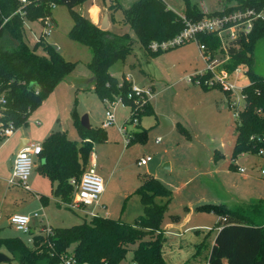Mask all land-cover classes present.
<instances>
[{"label":"trees","instance_id":"16d2710c","mask_svg":"<svg viewBox=\"0 0 264 264\" xmlns=\"http://www.w3.org/2000/svg\"><path fill=\"white\" fill-rule=\"evenodd\" d=\"M83 1L0 0V94L5 98V103L0 107L1 125L11 122L16 129L26 124L29 114L74 68V62L66 60L54 46L44 41V31L40 32L33 44H29L26 37L27 23L36 22L43 27L47 25L54 4H63L68 8L72 24L67 36L85 46L91 54L87 66L92 77V89L98 97L103 101L120 96L122 102L129 106L125 122L153 112L147 96H128L131 82L124 77L118 80L110 72L114 63L123 62L132 52L134 39L128 32L100 29L97 23L75 9ZM227 1L232 0L224 2ZM235 1L237 4L234 6L208 14H224L237 8H264V0ZM116 9L122 10L121 23L129 25L139 46L148 55L156 56L163 50L187 42L165 48H150L152 42L160 45L172 40L185 25L182 15L163 0H130L125 6L121 0H108L107 10L111 18ZM203 13L195 6H187L183 16L196 22ZM195 38L197 43L205 46V51L215 55L220 44L215 32L198 31ZM260 40H264V20L256 19L248 33L227 42L228 58L222 66L230 72L242 66L248 78L241 89L243 106L236 119L231 158L243 152L258 154L259 149L264 148V75L253 69L254 53ZM209 75L208 72L194 74L191 81L208 90L213 88L204 84ZM224 93L228 98V94ZM70 119L79 140L70 139L65 130L50 131L40 143L41 151L37 155L39 161L36 165L40 175L55 183L53 193L59 197L58 202L66 207L72 200L82 172L89 164L93 144L106 139L103 127L85 128L80 124L74 106L70 110ZM178 124L180 130L190 137L185 127ZM145 133L146 129L134 131L127 144L143 141ZM218 155L215 149L214 158ZM230 168H235L232 162ZM71 179L74 183L70 182ZM136 192L142 212L132 222L102 215H84L81 222L69 226L48 227L47 230V226L41 224V230L31 236L29 243L18 236H0V251L16 258L20 264H58L63 254H71L75 264H118L133 246L130 264H168L161 254L163 236L160 222L171 199V190L156 177L145 174ZM39 198L46 199L42 195ZM248 208L246 204L231 208L224 203L196 206V210L219 216L215 222L218 230L206 264H264V225L253 222L245 213ZM70 245L73 247L68 251Z\"/></svg>","mask_w":264,"mask_h":264},{"label":"rangeland","instance_id":"374dc122","mask_svg":"<svg viewBox=\"0 0 264 264\" xmlns=\"http://www.w3.org/2000/svg\"><path fill=\"white\" fill-rule=\"evenodd\" d=\"M129 1L121 0L124 6ZM163 1L182 16L187 6L197 7L204 12L198 21L208 18L210 16L208 13L237 4L235 0L226 3L225 0ZM107 4L108 0H84L75 9L87 17L92 15L93 8L98 10V17L106 11L111 31L128 32L131 35L134 39L132 52L123 62L114 63L110 67V72L118 80L129 77L131 85L138 88H151L150 101L155 112L145 113L135 121L125 122L129 115V106L118 102L113 109L112 123L103 125L109 104L98 97L88 81L90 70L87 63L91 54L85 46L67 36L72 24L68 8L63 4H54L50 14L51 20L47 25L43 27L35 22L27 23L25 27L29 44H33L40 32L44 31V41L54 46L66 60L75 64L72 72L58 82H63L64 85L74 82L75 87H72L69 93L66 91L67 97L66 94H61V114L54 129L65 130L70 139L79 140L68 112L73 106L79 117L87 115L88 122L93 127L105 128L106 140L95 142L92 154L95 156L94 167L97 172L102 173L100 170L105 171L110 166L113 168V175L109 180L105 178L104 173L101 175L107 182L103 199L112 201L110 205L113 217L120 216L125 221H132L136 214H130V202L136 199L139 205L138 194L133 191L127 196L122 190L137 187L140 175L150 171L171 190L172 195L160 222V229L164 232L161 244L163 255L167 259L172 257L171 261L174 264H204L215 230H203L196 225L206 223L212 227L215 224L213 221H217L219 216L213 212L196 210V206L204 203H224L230 207H238L243 204L241 199H247L248 202L249 199H254L250 198L252 194L261 195L260 197L264 199V177L259 173L260 169L264 168V148L262 154L243 152L231 158L237 120L233 115V108L227 105L225 93L216 87L203 90L189 80L190 75L203 70L206 66L196 41H187L163 50L156 56L148 55L139 46L129 25L121 23L122 10H114L111 18ZM233 10L235 9L231 11ZM214 58L223 61L225 55L217 50ZM253 69L264 75V40H260L255 49ZM243 71L244 67L240 66V76L236 81V84L242 86L248 82ZM84 85L89 87L86 88ZM237 95L239 97L237 103L236 94L229 98L235 102L237 108H241L243 99L239 91ZM47 97L44 102H48ZM66 101H69L70 108L66 104L64 107ZM41 105L42 103L39 106ZM159 116L166 117L170 123L163 125ZM178 122L185 127L190 137L180 130ZM21 129L27 130L28 127L26 124L21 125ZM142 129H146L143 141H133L128 145L125 143L128 135ZM29 137L38 143L43 140L40 130L30 133ZM156 138H159V141H155ZM214 149H217L220 155L210 161L209 158L214 157ZM142 155L151 156V160L139 166L136 159ZM231 162L235 168H230ZM166 163L169 164V168L164 167ZM210 164L215 170L208 171L207 166ZM238 167L243 168L244 172H239ZM34 177L35 173L32 171L26 180L29 190L15 187L18 191L14 197L15 203H8L18 207L21 213L32 217L30 221L32 227L28 232L16 230L9 224L5 210L8 204L4 202V199L7 201L9 197L3 196L6 191L4 187H8L1 180L0 236H18L29 243L31 236L39 231L37 226L40 217H33L34 212L43 214L42 221L48 227L69 226L82 221L84 216L82 211L66 207L62 202H58L60 199L57 195L50 193V182L46 178L43 185L45 192L34 188L32 186ZM38 193L47 196L45 204L39 201ZM72 247L70 245L68 251ZM131 247L133 246H130L118 264H130ZM0 264L20 263L10 256L9 260Z\"/></svg>","mask_w":264,"mask_h":264},{"label":"built area","instance_id":"2783aa9c","mask_svg":"<svg viewBox=\"0 0 264 264\" xmlns=\"http://www.w3.org/2000/svg\"><path fill=\"white\" fill-rule=\"evenodd\" d=\"M25 2V0H21ZM184 20V28L180 33L168 42H163L160 45L152 42L150 44L151 49H156L158 47L165 48L168 45L180 44L184 41L196 40L195 34L200 31H210L215 32L219 39L218 50L223 52L225 59L219 61L214 58V55L210 51H205V46L202 43H198L199 49L202 51L205 63V68L202 71L196 73L201 75L204 72H208L209 77L204 80V84L209 87H218L222 91L228 94L226 101H228V106L233 108V115L237 119L239 110L242 108H237L235 102H233L229 96L236 94V103L238 102L237 91L241 93L242 99L243 94L241 92L242 85L236 84L238 77L240 76V66L235 67L231 72L226 70L222 64L227 60V42L234 40L240 34L248 33L253 23L256 19L264 20V8L260 10H255L254 8H237L233 11L224 14L212 15L205 20L191 22L182 16ZM38 36L36 37V39ZM244 74V71H243ZM194 75V74H193ZM129 80V77L125 78ZM191 81V76L189 78ZM130 81V80H129ZM197 81V79H196ZM131 82V81H130ZM152 93L151 88H138L131 85V90L128 96L143 97L144 95L150 100ZM137 99V98H136ZM134 99V102L137 100ZM228 99V100H227ZM105 103L109 104L108 109L105 111V121L103 125H108L113 121V109L118 102H122L120 96H116L113 100H108L107 98L103 100ZM5 103V98L0 94V107ZM111 107V109H110ZM133 118L132 121H135ZM15 127L11 122L6 125H1L0 122V138L2 140L13 134ZM129 141V135L125 138V143ZM155 141H159L156 138ZM41 151L40 143L34 141H27L22 145L15 153L11 176L8 178V185H16L25 190H29V186L26 180L29 178L32 169L34 158ZM263 150L259 149L258 154H262ZM151 160V156L145 155L137 159V165H144ZM239 172H244L243 168H237ZM259 173L264 177V168L260 169ZM74 183V180H70ZM104 182L102 177L95 171L93 165L88 166L81 174L80 179L76 185L74 194L72 196L71 202L67 203V206L74 209L80 210L84 215L95 216L97 213L94 208L99 204V198L103 191ZM39 197V195H38ZM90 207V208H88ZM37 212L33 213V217L39 216ZM9 223L14 227V229L19 231L28 232L29 231V221L30 216L27 214L13 213L8 216ZM48 230V227H47ZM158 232V231H157ZM164 233V232H162ZM58 264H75V259L71 254H63Z\"/></svg>","mask_w":264,"mask_h":264},{"label":"crops","instance_id":"0c3cea01","mask_svg":"<svg viewBox=\"0 0 264 264\" xmlns=\"http://www.w3.org/2000/svg\"><path fill=\"white\" fill-rule=\"evenodd\" d=\"M93 10H92V15H90L89 17H90V19L93 22H95V23H97L99 25L100 20H101L103 15L98 17L97 16L98 10L96 11V8H93ZM108 29H110V22H109V25H108ZM198 72L199 71H196L193 74H196ZM88 81L91 83V81H92V77L91 76H90ZM62 83L63 82L58 83L54 87L52 92L48 95V97H47V99H49L48 102H44L43 101L45 103V104H43V102H42L43 106L41 105L37 109L35 108L30 113V115L28 116L27 123H26V126L28 127L27 130H22L21 126H19V127H17L15 129V131L13 132L12 135H10V136H8V137H6V138H4L3 140L0 141V183L2 182L1 180H3V182L8 187V188H5L4 185H3L4 189L6 190L5 194L3 195L4 198L9 197V199H13V201H10L9 199L7 201H5V199H4V202L7 203V204L8 203L10 204V202H13V204L15 203V198L14 197L17 195L16 193L18 192L17 189H15V187L16 188L19 187V186H16V185H8V183H7L8 178L11 176L12 163H13V159H14L15 153L27 141H32V140H30L29 136H30V133L34 132L35 130H38V131L40 130V136H41V138L43 137V139L50 133V131L55 130L54 129V125L56 124L57 120H59V116L61 114V108H62L61 107V98H62L61 94H64V95L66 94V97H67L69 91L71 90V88L75 87V84H73L74 82L70 83V85H64ZM85 86L86 85H84V87ZM82 87H83V85H82ZM66 91L68 93H66ZM66 100H67V98H66ZM150 103H151V101H150ZM65 104H66V106L68 105V108H70L69 107V101L68 102L66 101V103H64V107H65ZM151 106L153 108V112H155V108L152 105V103H151ZM70 110H71V108L69 109L68 112H70ZM90 126H92V125L90 124ZM142 156H140V157H142ZM137 159H136V162H137ZM211 159L214 160L215 158L214 157L209 158L210 161H212ZM94 160H95V156L91 152L88 166H90L92 164L93 167H94ZM34 161H35V163L33 165V170L32 171H34L35 177L32 180V186L34 188H36V189L44 191L45 189L43 188V185H45L44 179L46 178L50 182V187H51L50 188V193L53 195L54 194L53 193V187H54L55 183L51 182L47 177H44V176L40 175L37 172L36 165H37V163L39 161L38 160V156H36L34 158ZM169 167L170 166L168 164V168ZM94 169L97 172L95 167H94ZM207 169H208V171L215 170V168H213L212 164L208 165ZM100 171L105 174V176H106L105 178L107 180H109L112 177V175H113V168L111 166H110L109 169H107L105 171H103V170H100ZM97 173L100 176L101 175L103 176L102 173H100V172H97ZM145 174L152 175L150 171H146L145 173L141 174L140 178H139V181H140L139 185L141 184L142 178H143V176ZM152 176L155 177L154 175H152ZM103 182H104L103 191H102V193L100 195V198H99V204L94 208L95 212L97 213V215H102V216H105V217H111V218L120 219L122 221H125L120 216L113 217L112 211H111V205H110L112 203V201H109L106 198L103 199V194L105 193L106 187H107V182H105L104 179H103ZM139 185L137 187H134V188L130 187V188H127V189H123L122 192L124 194H127V196L131 195V193L133 191L136 192V190L139 187ZM10 187H12V189L13 188L14 189L11 190ZM38 195H42V196L46 197V199L44 198L42 200L39 198V201L41 203L45 204L47 202V196L44 195L43 193H38ZM260 196L261 195L255 196V195L252 194V197H250V198H254V199H249V202L247 201V199H241V200H243V204H246V205L249 206V208L245 210V213L249 215V217L253 220V222H255V223L259 224V225H264V199L262 197H260ZM4 202L1 205H3ZM55 202H57V201L55 200ZM138 203H139V205L136 203V199H132V201L130 202V210H131L130 214H136L135 217H137L142 212V205L140 203L139 195H138ZM9 204L5 207V210L7 211V218H8V216L10 214L21 213L19 211L18 207H14L13 205H9ZM8 207H9V209L7 210ZM228 207H230V206H228ZM238 207H231V208H238ZM191 208H192V205L188 208L189 211H190ZM78 211H80V210H78ZM21 214H25V213H21ZM36 217H38V216H36ZM39 217H40L39 218L40 222H39V224L37 226L38 230H41V228H42L41 224H44L45 226L48 227V225H46L42 221L43 220V214L39 215ZM31 219H32V217L30 216V221H31ZM133 219H132V221H133ZM30 221H29V230H31V227H32V226H30ZM132 221H126V222H132ZM215 222L216 221H213V224ZM49 227H50V225H49ZM196 227H199L200 229L208 230V231L215 230L214 233H213V236H212V238L210 240V247H211V245L214 243V238H215L216 232L218 230V227L215 224H214V226L209 227V225L206 224V223H201L199 225H196ZM162 235H163V233H162ZM210 247H209V249H210ZM6 254L10 257V255L8 253H6ZM161 254H162V257L164 258V260L168 264H174L171 261L172 257H170L171 259L165 258V256L163 255L162 249H161ZM204 264H206V262Z\"/></svg>","mask_w":264,"mask_h":264},{"label":"water","instance_id":"95a60500","mask_svg":"<svg viewBox=\"0 0 264 264\" xmlns=\"http://www.w3.org/2000/svg\"><path fill=\"white\" fill-rule=\"evenodd\" d=\"M108 25H109V20H108V16H107V12L105 11L101 20H100V23H99V28L102 29V30H105L108 28ZM159 120L161 121V123L163 125H167L170 123V121L164 117V116H159ZM79 121H80V124L85 127V128H89L90 127V124L88 122V117L86 114H83L82 116L79 117ZM165 168H168V163H166L164 165ZM10 257L3 251H0V262L2 261H7L9 260Z\"/></svg>","mask_w":264,"mask_h":264}]
</instances>
